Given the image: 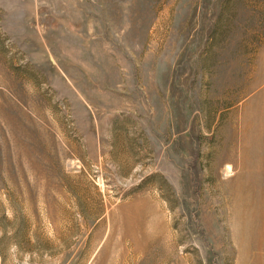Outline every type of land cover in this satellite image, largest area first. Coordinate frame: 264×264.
<instances>
[{"label":"rangeland","instance_id":"1","mask_svg":"<svg viewBox=\"0 0 264 264\" xmlns=\"http://www.w3.org/2000/svg\"><path fill=\"white\" fill-rule=\"evenodd\" d=\"M0 264H264V0H0Z\"/></svg>","mask_w":264,"mask_h":264},{"label":"bare ground","instance_id":"2","mask_svg":"<svg viewBox=\"0 0 264 264\" xmlns=\"http://www.w3.org/2000/svg\"><path fill=\"white\" fill-rule=\"evenodd\" d=\"M129 217L124 218V220L121 222L124 230L129 232L130 234H133L135 229L139 227L140 222H142V219L137 218V217H131V215H128ZM128 226H127V225ZM150 228H151V235L154 236L153 239L155 238H164V221L162 219H158L154 221L153 223H150ZM129 227V228H128ZM123 237V236H122Z\"/></svg>","mask_w":264,"mask_h":264},{"label":"crops","instance_id":"3","mask_svg":"<svg viewBox=\"0 0 264 264\" xmlns=\"http://www.w3.org/2000/svg\"><path fill=\"white\" fill-rule=\"evenodd\" d=\"M255 247H258V248H257V250H261V249L263 248L261 243H259V244H256V246H255Z\"/></svg>","mask_w":264,"mask_h":264}]
</instances>
